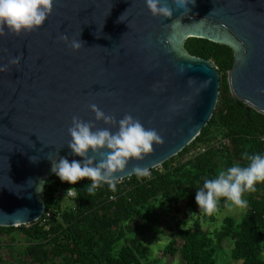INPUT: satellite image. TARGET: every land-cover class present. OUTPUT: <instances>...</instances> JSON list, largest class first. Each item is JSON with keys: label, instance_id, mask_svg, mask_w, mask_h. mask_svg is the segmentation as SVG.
I'll list each match as a JSON object with an SVG mask.
<instances>
[{"label": "water", "instance_id": "1", "mask_svg": "<svg viewBox=\"0 0 264 264\" xmlns=\"http://www.w3.org/2000/svg\"><path fill=\"white\" fill-rule=\"evenodd\" d=\"M169 6L173 14L163 18L145 0H53L39 28L0 35V65L20 57L0 72V226L21 228L43 215L49 159H81L67 147L73 116L117 130L95 121L90 104L117 121L132 115L163 137L116 174L122 179L134 164L151 170L189 145L211 119L221 84L214 63L188 51L189 37L234 49L231 93L264 114L257 92L264 88V0H195L184 15ZM61 35L83 46L74 51Z\"/></svg>", "mask_w": 264, "mask_h": 264}, {"label": "trees", "instance_id": "2", "mask_svg": "<svg viewBox=\"0 0 264 264\" xmlns=\"http://www.w3.org/2000/svg\"><path fill=\"white\" fill-rule=\"evenodd\" d=\"M185 45L191 54L210 59L220 73L219 99L207 125L161 168H152L150 178H124L115 192L105 185L89 195L84 187L88 178L69 184L53 174L45 185V213L52 212L47 222L42 220L44 213L20 229L0 226V244L3 234L17 230L28 240L19 264H143L150 255L145 236L159 237L165 230L161 223L171 211L176 218L174 226L167 224L172 239L158 258L180 253L186 264H216L217 250L231 238L234 264H264V183L243 194L248 206L241 220L226 216L219 229L206 227L214 216L200 215L194 199L203 178L233 164H246L242 154L264 153V114L231 93L228 72L235 52L230 45L202 37H189ZM224 139L228 141L223 143ZM201 143L208 148L189 156ZM58 186L74 188L76 197H58ZM218 206H226L224 198ZM190 212H197L191 221Z\"/></svg>", "mask_w": 264, "mask_h": 264}, {"label": "clouds", "instance_id": "3", "mask_svg": "<svg viewBox=\"0 0 264 264\" xmlns=\"http://www.w3.org/2000/svg\"><path fill=\"white\" fill-rule=\"evenodd\" d=\"M176 9H183L182 15L189 13V4H195V0H171ZM147 9L153 17L170 18L173 8L169 6V0H145ZM53 0H0V35H20L22 32H31L42 26L51 14ZM123 16V15H122ZM121 20V19H120ZM174 22V21H173ZM71 49L79 50L83 42L79 39L69 41L67 35L59 36ZM174 37L168 38L171 42ZM237 47H240L237 45ZM243 60V57H241ZM20 57H9L8 64L0 65V72L6 71L8 65H16ZM180 71H184L183 65ZM155 91V86L153 87ZM257 92L264 95V88H258ZM95 114V121H103L106 125L116 128H95L94 121H84L78 116H73L71 126L67 129L71 139L67 142L73 157L58 156V159H49L51 172L61 182L75 184L77 181L88 178L90 183L84 185L89 195H94L98 188L107 186L115 192L117 184L122 177L116 175L124 172L130 160L140 161L153 151L154 144L163 142V137L155 128H146L138 118L126 114L120 120L113 115H107L96 104L89 105ZM95 128V130H93ZM91 152V154H89ZM33 162L38 157L30 158ZM246 164H233L216 173L212 178H203L202 186H197L195 203L199 214L212 216L218 208L221 198H224L228 208H246L247 199L242 198L244 193L255 192L258 183H264V153L242 154ZM128 176L134 175L137 179L150 178L148 167L134 164ZM71 195V192H68ZM197 212H190L189 218L195 219ZM183 228V226L181 225Z\"/></svg>", "mask_w": 264, "mask_h": 264}, {"label": "rangeland", "instance_id": "4", "mask_svg": "<svg viewBox=\"0 0 264 264\" xmlns=\"http://www.w3.org/2000/svg\"><path fill=\"white\" fill-rule=\"evenodd\" d=\"M161 168V165L157 166ZM151 172V171H150ZM246 208H236L232 207L231 209L228 207H219L217 211L213 214V218L207 221L206 227L209 229H219L223 224V219L226 216H233L236 221L241 220L243 215L246 212ZM173 212L169 213L161 223V227L165 230L160 234L159 237H156L152 233H147L145 236V242L150 246V255L149 259L144 260L143 264H186V262L182 259L180 253H176L174 255L167 254L163 258H158L160 256L159 251L165 248L166 244L172 239L170 235V231L168 230L167 224L171 223L173 226L175 225L176 218H173ZM192 218H189L191 221ZM20 229V228H17ZM15 237L16 240L12 241L11 238ZM0 244V263L3 264H19L17 258L21 256V250L24 248L27 243L26 237L19 230L14 231L10 234L5 233L2 235ZM232 249H233V240L231 238H227L223 242V246L219 248L216 252L217 262L216 264H234V260L232 259ZM264 254V252H263ZM158 258V259H157Z\"/></svg>", "mask_w": 264, "mask_h": 264}, {"label": "built area", "instance_id": "5", "mask_svg": "<svg viewBox=\"0 0 264 264\" xmlns=\"http://www.w3.org/2000/svg\"><path fill=\"white\" fill-rule=\"evenodd\" d=\"M262 138H264V134H263ZM227 141H228V139H224L222 142H223V143H226ZM218 143H221V142L219 141V142H217V144H218ZM207 148H208V145L201 143V144H199L197 147H193V148L190 150V152L188 153V155H189V156H192L193 154H197L198 152H203V151H205ZM121 180H123V179H121ZM69 191L71 192V195L68 194ZM56 195H57L58 197L67 196V197H69V198H70V197H71V198H75V197H76V191L74 190V188H68V189H65V188L62 187V186H58V188H57V190H56ZM110 199H116V196H115V195H111V196H110ZM71 203H72L73 206H75L76 201L71 200ZM44 213H45V211H44ZM44 213H43V214H44ZM51 217H52V212H51V211H47V212L45 213L44 218H43L42 220H43V222H47V220H49V218H51ZM40 218H41V217H40Z\"/></svg>", "mask_w": 264, "mask_h": 264}]
</instances>
